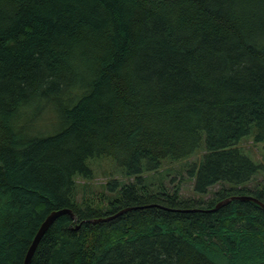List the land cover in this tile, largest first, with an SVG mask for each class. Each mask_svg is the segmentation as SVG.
I'll list each match as a JSON object with an SVG mask.
<instances>
[{"label": "trees", "instance_id": "obj_1", "mask_svg": "<svg viewBox=\"0 0 264 264\" xmlns=\"http://www.w3.org/2000/svg\"><path fill=\"white\" fill-rule=\"evenodd\" d=\"M250 131L264 138V0H0V264L60 207L75 219L30 264H264L263 207L207 211L264 201L247 183L264 166L236 145ZM198 150L207 199L142 175ZM101 156L133 178L79 198Z\"/></svg>", "mask_w": 264, "mask_h": 264}, {"label": "rangeland", "instance_id": "obj_2", "mask_svg": "<svg viewBox=\"0 0 264 264\" xmlns=\"http://www.w3.org/2000/svg\"><path fill=\"white\" fill-rule=\"evenodd\" d=\"M47 117V116H46ZM57 119V116L52 112L48 114L46 123H53ZM239 149L251 157L255 162L262 163L264 166V138L255 139L254 132L250 131L247 135L243 136L242 139L236 144ZM201 150L194 152L192 155L189 154L181 159L175 160H161L162 162L154 170H148L142 173L145 180L150 186H157L159 184L171 190L174 187L179 189L180 195L182 196H193V197H205L212 195V192L219 188L218 184H213L209 187L206 194L198 195L193 191L194 178L187 171L189 170V165L186 163L193 162L200 158ZM92 168V175L87 178L78 177L77 183L78 186L76 190L78 191L77 196L80 198L83 193L82 187L85 185V189L88 195H91L93 199H97L103 193H108L104 189V184L106 180L111 177H117L120 181L131 180L133 176L129 177L124 175L119 166L114 163V160L110 157H97L93 158L89 163ZM258 172L253 178L247 183L252 187H257L264 183V167L258 168Z\"/></svg>", "mask_w": 264, "mask_h": 264}, {"label": "water", "instance_id": "obj_3", "mask_svg": "<svg viewBox=\"0 0 264 264\" xmlns=\"http://www.w3.org/2000/svg\"><path fill=\"white\" fill-rule=\"evenodd\" d=\"M233 198H236V199H249V200H252V201H255L256 204L260 207H263L264 208V201L261 200L260 198H256V196L254 195H251V194H232V196L229 195V197H225L223 199H220V201H217L215 203V205L213 207H210L207 209V211L209 209H215L217 207H220L221 204L229 201L230 199L232 200ZM128 208H130L129 206L128 207H123L121 208L119 211H114L112 213H108L107 216L106 215H101V216H98V217H95L94 219H89L90 221H100V220H105L107 221L108 219H111L113 217H115L116 215H120V212L122 211H125L127 210ZM62 213H66L67 215H70L73 219H75V215H73V211L72 209L69 207H60V208H56L55 209H52L50 210L48 213L45 214V217H44V220H42L39 224V226L36 228V231L35 233L33 234L32 236V240H30L29 242V245L26 249V251L24 252V257H23V261H22V264H30V260L32 258V253L34 252L35 250V247L37 245V241L38 239H40L41 235L45 232V228L47 226H49L51 224V222L57 218V216L59 214H62ZM78 225V224H77ZM76 225V226H77Z\"/></svg>", "mask_w": 264, "mask_h": 264}]
</instances>
